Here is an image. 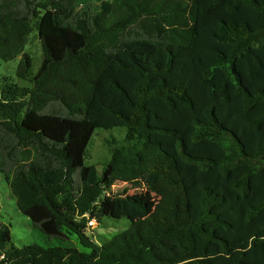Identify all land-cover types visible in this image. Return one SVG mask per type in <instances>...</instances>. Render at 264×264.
I'll use <instances>...</instances> for the list:
<instances>
[{"label":"trees","instance_id":"16d2710c","mask_svg":"<svg viewBox=\"0 0 264 264\" xmlns=\"http://www.w3.org/2000/svg\"><path fill=\"white\" fill-rule=\"evenodd\" d=\"M33 27L29 85L0 83V171L61 243L18 247L0 221V264H264V0H0V60ZM115 126L98 174L86 147ZM115 181L158 201L98 241L88 220L123 215Z\"/></svg>","mask_w":264,"mask_h":264},{"label":"rangeland","instance_id":"374dc122","mask_svg":"<svg viewBox=\"0 0 264 264\" xmlns=\"http://www.w3.org/2000/svg\"><path fill=\"white\" fill-rule=\"evenodd\" d=\"M80 7L79 4L76 9L78 10ZM41 47L37 30L33 27L23 53L9 61L0 60V83L9 80L18 83L20 86H28L27 81L16 76V68L20 58L24 53H27L31 59L30 73L35 74L42 58ZM125 135L126 128L123 126H115L109 129L96 128L86 147L83 163L85 165H95L99 174L103 165L109 160L112 150L125 143ZM124 188L123 182L115 181L108 190L109 194L118 197L114 207L117 209L118 215L121 213L123 215L117 218L104 216L100 222L94 220V225H91L88 230L95 240L103 241L106 237H111L113 234L126 229L131 221L143 218L151 213L158 201V196L149 192L146 188H127L125 193L123 192ZM129 198L139 201L145 206V209L133 207ZM0 221L9 227L11 242L18 247L31 243L41 246L61 243L57 239H50L43 235L28 217L18 211L4 173L1 171Z\"/></svg>","mask_w":264,"mask_h":264},{"label":"built area","instance_id":"2783aa9c","mask_svg":"<svg viewBox=\"0 0 264 264\" xmlns=\"http://www.w3.org/2000/svg\"><path fill=\"white\" fill-rule=\"evenodd\" d=\"M87 225H88V227H87V231H88V229L91 227V225H94V219H89L87 222Z\"/></svg>","mask_w":264,"mask_h":264}]
</instances>
